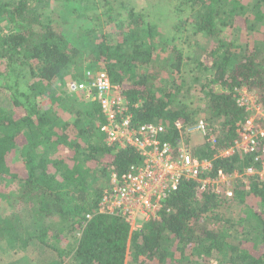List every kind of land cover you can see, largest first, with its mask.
Returning <instances> with one entry per match:
<instances>
[{
    "label": "trees",
    "instance_id": "obj_1",
    "mask_svg": "<svg viewBox=\"0 0 264 264\" xmlns=\"http://www.w3.org/2000/svg\"><path fill=\"white\" fill-rule=\"evenodd\" d=\"M56 1L60 7L72 3ZM164 3L171 20L175 11L187 14L178 25L192 29V55L134 7L124 20L98 16L100 24L116 27L113 40L109 33L95 34L96 27L80 38L64 32L54 12L43 17L38 0H0V89L8 91L11 105L0 110V208L10 209L0 212V250L51 248L59 257L50 264H264V187L245 191L235 183L233 196L225 198L199 194L195 182L184 181L159 217L139 230L119 215L97 213L111 174L121 176L140 156L106 141L96 100L49 90L68 74L69 80L85 78V70L72 73L88 51L129 103L140 101L131 107L134 122L170 126L203 119L216 133L218 148L232 145L239 138L236 123L246 116L233 90L247 87L264 106V0ZM184 60L193 63V81L200 84L198 96L187 103L178 94ZM193 152L207 157L212 151L197 140ZM252 161L234 153L215 162V171L241 170ZM64 231L73 233L71 250L52 242Z\"/></svg>",
    "mask_w": 264,
    "mask_h": 264
},
{
    "label": "built area",
    "instance_id": "obj_2",
    "mask_svg": "<svg viewBox=\"0 0 264 264\" xmlns=\"http://www.w3.org/2000/svg\"><path fill=\"white\" fill-rule=\"evenodd\" d=\"M84 73L85 78L68 82L67 92L81 94L88 102L96 100L104 119L99 130L106 141L118 148H133L141 160L121 176L111 174L97 213L119 215L132 230H139L144 221L159 217L170 194L184 181L195 182L199 194L210 191L225 198L233 196L235 183L245 191L253 186L264 187V106L247 87L233 90L236 105L246 113L236 123L239 138L228 147L218 148L216 133L203 119L193 123L175 120L170 126L134 122L131 107L140 101L129 103L123 88L111 82L106 70ZM166 135H173V140ZM197 140L207 142L212 151L209 156L194 155ZM234 153L240 157L251 155L253 161L241 170L215 171V162L225 161ZM91 216L87 214L86 218Z\"/></svg>",
    "mask_w": 264,
    "mask_h": 264
},
{
    "label": "rangeland",
    "instance_id": "obj_3",
    "mask_svg": "<svg viewBox=\"0 0 264 264\" xmlns=\"http://www.w3.org/2000/svg\"><path fill=\"white\" fill-rule=\"evenodd\" d=\"M164 1L165 0H72V3L64 4L60 7L56 0H38V4L43 17H48L51 12H54V20L64 25V32L78 33L76 35L80 38L84 36L87 29L96 27L97 30L94 31L95 34L103 35L109 33L110 39L113 40L117 38V35L112 33L113 29L116 27L111 23L109 25L100 24L98 21L100 20L99 17H103L105 13H110L111 15L117 16L118 19L124 20V18L127 17L126 14L129 7H134L137 11L142 13L144 17L146 16V20L149 19L154 21L161 33L168 34L171 32L172 37L175 38L174 44H176L179 49L183 50L186 55H192L194 53V45L192 43L196 39L192 37V29H187V25H185V27L183 24L178 25V22L184 20L187 17V14L175 11V13H172L174 14L173 16L175 17V20L173 18L171 20L167 9L168 7L165 5ZM109 7L110 9H108ZM107 9L109 11H107ZM101 20H103V18ZM226 32L227 31H225V34H227ZM69 36L70 34L68 37ZM181 40H184L185 42L181 44ZM162 51V49H159L156 52L159 54ZM79 63L80 65H78V68L75 69L72 74L79 73L83 70H88L92 73L100 69L99 62L95 61L93 56L89 55L88 51L82 53ZM195 72L196 68L193 63L184 60V65L182 66L180 73L184 78V84L180 87L178 93L179 99H183V102L187 103L190 100H193L195 94L198 96L200 84L193 81L195 78ZM70 75L71 74L66 75L63 80L58 83L53 80L49 90H52L53 88L66 90V84H68L70 81L69 79L71 78ZM201 81L203 82V80ZM60 82H62L61 85ZM218 87L219 86H217V88ZM219 89L221 90L220 87ZM7 95V90L0 89V110H11L9 100L6 98ZM44 100L46 102H44ZM42 103L46 106L49 105V101L46 98L42 99ZM63 110H65L63 112L65 113L66 118L72 119V117L68 116V113H66L67 108ZM5 206H2V209L0 208V212L3 214L10 211V209ZM229 210L231 216H233L235 209L230 207ZM72 235L73 233L70 232L67 234L66 231H64L56 241L55 239H52V242L56 243L58 246L60 245L62 249L71 250L74 245L73 238L71 237ZM58 257V254L53 249L47 247L36 248L35 246H31L28 249L17 247L8 248L6 251L0 250V264H50L52 260H58Z\"/></svg>",
    "mask_w": 264,
    "mask_h": 264
}]
</instances>
